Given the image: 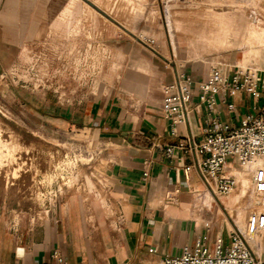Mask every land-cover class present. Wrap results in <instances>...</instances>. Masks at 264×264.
<instances>
[{
    "label": "crops",
    "instance_id": "obj_1",
    "mask_svg": "<svg viewBox=\"0 0 264 264\" xmlns=\"http://www.w3.org/2000/svg\"><path fill=\"white\" fill-rule=\"evenodd\" d=\"M49 1L0 0V67L18 45L36 35ZM93 2L134 29L129 13L141 7L140 3ZM156 15L155 11L148 19L155 21ZM96 18V11L82 0H57L48 16L51 27L66 33L75 31L79 21ZM154 42L153 51L143 47L141 53L129 54L123 68L116 73L112 70L105 78L108 81L96 86L79 119L66 122L112 145L105 150L110 163L104 174V201L90 199L88 208L82 195L57 198L50 213L33 229L15 227L0 212V264H59L51 257L53 250L67 264H162L204 236L210 245L217 239L224 245L229 242V227L234 226L218 201L227 211L236 197L217 201L194 170L183 174L191 158L178 150L168 155L165 148L189 135L201 140L207 120L214 115L235 127L264 103V93L219 91L210 112L199 98V83L208 74L187 68L193 81L191 104L187 121L174 124L161 108L164 87L175 78L161 27ZM257 53L264 57V48Z\"/></svg>",
    "mask_w": 264,
    "mask_h": 264
},
{
    "label": "rangeland",
    "instance_id": "obj_2",
    "mask_svg": "<svg viewBox=\"0 0 264 264\" xmlns=\"http://www.w3.org/2000/svg\"><path fill=\"white\" fill-rule=\"evenodd\" d=\"M56 1L42 11L36 35L18 45L0 67V212L21 229L38 226L57 198L82 195L88 208L93 199L104 201L110 163L105 150L112 145L66 122L79 119L96 86L123 68L129 54L156 48L154 34L160 27L174 67L204 74L215 67L225 75L245 68L264 71V57L257 53L264 48V0H134L141 7L129 13L133 30L93 0H82L97 18L79 21L69 33L49 24ZM155 11L156 20L150 21ZM260 161L230 166L241 186L255 176L244 179L243 169L256 174L264 166ZM218 203L244 226L236 203L230 202L227 212Z\"/></svg>",
    "mask_w": 264,
    "mask_h": 264
},
{
    "label": "built area",
    "instance_id": "obj_3",
    "mask_svg": "<svg viewBox=\"0 0 264 264\" xmlns=\"http://www.w3.org/2000/svg\"><path fill=\"white\" fill-rule=\"evenodd\" d=\"M192 84L190 75L182 66H177L174 81L164 87L161 108L174 124L187 121L193 95ZM222 90L229 94L245 90L252 96H258L264 93V71L245 68L225 75L220 69L212 68L207 78L199 83V98L208 104L210 112L215 104L214 94ZM174 150L191 158L183 168L185 176L194 170L214 197L231 193L236 187L237 178L226 170V164H243L252 158H264V103L235 127L217 115L212 116L207 120L201 140L197 141L189 135L176 145L165 148L168 155ZM253 185L256 193L264 198V171L256 172ZM260 233L261 247L249 241L250 237ZM51 257L57 259L59 264H67L57 250L52 251ZM162 264H264V211L248 215L246 233L238 228L231 230L226 245L220 239L210 245L204 236L193 246L185 245L178 256L168 257Z\"/></svg>",
    "mask_w": 264,
    "mask_h": 264
},
{
    "label": "bare ground",
    "instance_id": "obj_4",
    "mask_svg": "<svg viewBox=\"0 0 264 264\" xmlns=\"http://www.w3.org/2000/svg\"><path fill=\"white\" fill-rule=\"evenodd\" d=\"M262 160L264 161V158H252L251 160H249L248 162L251 161H255V160ZM260 161V162H262ZM246 163V162H245ZM264 163V162H263ZM230 166H234L233 164H228V166H225L229 171H232V168ZM237 169H235L236 171ZM262 171H264V166ZM235 173L236 178H237V184L236 187L234 189V195L236 197V204L238 205V207H240V209L237 211V214L240 215L241 213V222L244 224L243 225H238V223L233 219L232 215L230 213L227 214L230 218H232V220L234 221L235 226L238 227V229H240L243 233H246V224H247V217L249 214L253 213V212H262L264 211V198L259 196V194L256 193L255 189H254V185H253V179L249 182L248 185H243L241 186L240 184V177H238L237 175V171L234 172ZM255 175V170H252L250 168H244L243 169V173L242 176L244 179H251L253 176ZM243 213V214H242ZM243 226V227H242ZM235 229V228H234ZM252 239V240H251ZM249 241L252 243V241L254 243H256L258 246L261 247V242H262V235L261 233L259 235H256L255 237H250ZM256 252H259V248L256 250Z\"/></svg>",
    "mask_w": 264,
    "mask_h": 264
}]
</instances>
